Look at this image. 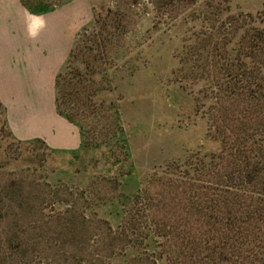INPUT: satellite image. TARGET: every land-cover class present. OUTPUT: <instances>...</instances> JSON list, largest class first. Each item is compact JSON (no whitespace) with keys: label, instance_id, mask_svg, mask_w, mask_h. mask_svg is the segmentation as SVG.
Masks as SVG:
<instances>
[{"label":"rangeland","instance_id":"rangeland-1","mask_svg":"<svg viewBox=\"0 0 264 264\" xmlns=\"http://www.w3.org/2000/svg\"><path fill=\"white\" fill-rule=\"evenodd\" d=\"M74 1L77 35L95 18L105 41L90 51V30L62 82L88 146L59 156L18 141L0 104V264H128V241L140 254L156 231L201 223L187 179L220 147L208 133L234 126L233 101L217 100L244 91L237 52L264 31V0Z\"/></svg>","mask_w":264,"mask_h":264},{"label":"trees","instance_id":"trees-1","mask_svg":"<svg viewBox=\"0 0 264 264\" xmlns=\"http://www.w3.org/2000/svg\"><path fill=\"white\" fill-rule=\"evenodd\" d=\"M72 1L21 0V3L30 14L43 15ZM97 24L94 18L76 36L69 57L56 78L58 114L78 126L83 139V127L67 113L68 102L62 96V82L72 76L68 71L90 30L93 34L87 41L93 46L89 50L104 53L99 50L105 44L103 30L97 31ZM254 31L249 51L237 52L242 61L239 67L249 70L246 85L242 87L244 91L231 97L220 92L217 100L222 112L225 102L233 101L235 112H238L234 121H230L234 126L208 133V139L215 140L220 147L217 152L202 156L196 170L199 171L198 178L187 179L202 189L204 198L196 204L190 202L187 217L199 216L203 220L191 223L187 218L184 224L172 225L167 232L156 231L155 235L161 241L156 245L149 239L147 248L140 254L137 250L142 244L134 245L128 241V247L137 254L128 264L143 261L150 264H264V31ZM257 42L262 46L256 45ZM221 91L225 92L222 87ZM241 105H247L245 116L239 108ZM87 146L84 142V147ZM153 245L156 248L152 251Z\"/></svg>","mask_w":264,"mask_h":264},{"label":"crops","instance_id":"crops-1","mask_svg":"<svg viewBox=\"0 0 264 264\" xmlns=\"http://www.w3.org/2000/svg\"><path fill=\"white\" fill-rule=\"evenodd\" d=\"M79 8L73 1L33 15L21 0H0V104L8 128L18 141H41L59 156L85 150L80 128L56 107V78L86 17Z\"/></svg>","mask_w":264,"mask_h":264}]
</instances>
